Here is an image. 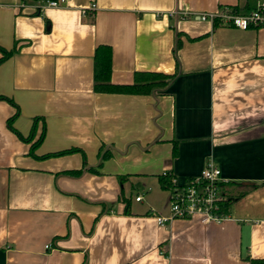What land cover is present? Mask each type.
<instances>
[{
  "label": "crops",
  "instance_id": "1",
  "mask_svg": "<svg viewBox=\"0 0 264 264\" xmlns=\"http://www.w3.org/2000/svg\"><path fill=\"white\" fill-rule=\"evenodd\" d=\"M21 1L0 0V45H15L0 62V95L16 104L0 98V264L264 261V23L172 12H246L257 0ZM98 44L111 46L113 83L177 74L154 93L95 91ZM33 123V140L43 135L32 153L22 136ZM207 160L229 213L160 226L171 191L159 175L184 184ZM83 164L80 176L63 173Z\"/></svg>",
  "mask_w": 264,
  "mask_h": 264
},
{
  "label": "built area",
  "instance_id": "2",
  "mask_svg": "<svg viewBox=\"0 0 264 264\" xmlns=\"http://www.w3.org/2000/svg\"><path fill=\"white\" fill-rule=\"evenodd\" d=\"M38 9L43 7L63 6L68 0H35ZM25 0L20 5L25 6ZM37 9V10H38ZM96 9V3L91 2L87 7H82L83 14ZM174 14L193 15L196 14L198 19L218 20L220 23L233 25L240 28H248L249 26H257L264 23V0H257L256 5L246 12L233 11L230 6H224L216 11H205L193 13L188 10L176 9L172 11ZM174 187L170 190L169 208L170 215H158L156 220L160 226L171 222L177 218L198 217L203 221L212 218H221L217 214L220 202L225 200L222 192L223 179L219 167L212 161L207 160L200 174L188 178L184 184H178L172 179ZM141 200L142 195L135 197ZM50 247V244L45 246Z\"/></svg>",
  "mask_w": 264,
  "mask_h": 264
},
{
  "label": "trees",
  "instance_id": "3",
  "mask_svg": "<svg viewBox=\"0 0 264 264\" xmlns=\"http://www.w3.org/2000/svg\"><path fill=\"white\" fill-rule=\"evenodd\" d=\"M233 11H240L237 6H230ZM38 11V10H37ZM218 20L213 22V25L218 24ZM179 41L177 42V46L179 45ZM15 50V45L7 49L0 45V51L2 52L0 56V62L9 57L12 52ZM177 72L174 73H165L162 71H135L134 72V81L132 83H113L111 81V46L107 44H98L94 51V90L95 91H108V92H124V93H154L157 91H161L166 89L173 78L176 76ZM0 98H5L9 102L15 104V102L5 96L0 95ZM16 105V104H15ZM16 116V114L12 115L8 119V125L11 129L15 130L19 133L14 126L12 125V119ZM35 135V123H33L30 133L27 136H22L25 140L31 142L30 151L33 153L34 148L40 142L43 133L40 136L33 140ZM76 148L64 149L62 152H57L49 155H61L63 153H68L74 151ZM99 153L101 154V160L98 165L102 164V159L108 157L109 152L104 151V146L100 148ZM86 164L80 169L77 170H68L63 172L64 174L70 175L71 177L80 176L83 171L86 169ZM94 170L93 168H89ZM172 176L170 173L165 172L164 174L159 175V183L161 188L165 190H171L174 185L172 183ZM231 199L227 198L223 202H220V207L217 212L219 217H223L229 213L228 207L231 204ZM264 261H257L255 264H263Z\"/></svg>",
  "mask_w": 264,
  "mask_h": 264
}]
</instances>
